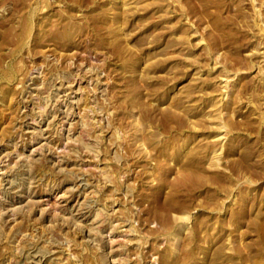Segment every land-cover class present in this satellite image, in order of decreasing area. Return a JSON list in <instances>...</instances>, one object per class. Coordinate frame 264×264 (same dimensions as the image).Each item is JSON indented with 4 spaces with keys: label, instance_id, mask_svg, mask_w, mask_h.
Wrapping results in <instances>:
<instances>
[{
    "label": "rangeland",
    "instance_id": "374dc122",
    "mask_svg": "<svg viewBox=\"0 0 264 264\" xmlns=\"http://www.w3.org/2000/svg\"><path fill=\"white\" fill-rule=\"evenodd\" d=\"M0 264H264V0H0Z\"/></svg>",
    "mask_w": 264,
    "mask_h": 264
}]
</instances>
